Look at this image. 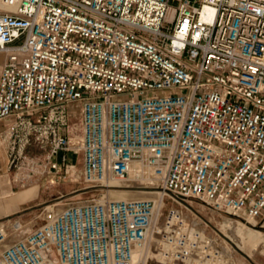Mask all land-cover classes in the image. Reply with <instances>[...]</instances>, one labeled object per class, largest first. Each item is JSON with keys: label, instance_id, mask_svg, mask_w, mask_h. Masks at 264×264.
Listing matches in <instances>:
<instances>
[{"label": "built area", "instance_id": "2783aa9c", "mask_svg": "<svg viewBox=\"0 0 264 264\" xmlns=\"http://www.w3.org/2000/svg\"><path fill=\"white\" fill-rule=\"evenodd\" d=\"M0 53L10 169L92 191L1 218L0 264H239L190 199L264 228V0H0Z\"/></svg>", "mask_w": 264, "mask_h": 264}, {"label": "rangeland", "instance_id": "374dc122", "mask_svg": "<svg viewBox=\"0 0 264 264\" xmlns=\"http://www.w3.org/2000/svg\"><path fill=\"white\" fill-rule=\"evenodd\" d=\"M5 56V55H4ZM79 108H77L74 112V115L71 117V129H72V136L76 139L80 136V115H79ZM40 157V156H39ZM71 169H77V172L73 177V181L64 180V181H57L56 184H51L50 182H45V180L42 181V184L38 183V179L33 177L32 180L26 182L23 185L22 178L26 177L28 170L26 168H22L18 171H16L15 168L12 169V179L16 180V183L18 184V187L20 188L18 192L14 193L11 186L7 190L8 194L11 195H22V205L21 209L16 211L13 214H9L7 216H15V215H21L22 218L29 219L33 216L38 215L40 212L39 208L40 206L47 205L50 203L53 199H55L58 195H60L61 192L68 195V197L73 198H86L91 196L92 191L83 190L82 183L76 182L81 179L79 177L80 169L76 167H71ZM126 182H123L121 185L122 187H116L114 189L117 190H126L131 193L130 194H136L134 192H138L143 190V187H152L154 186L150 181L148 180H141L136 178L135 175L128 176L127 179H125ZM42 186V187H40ZM113 189V190H114ZM116 195V196H115ZM128 196H118L117 194H114V197L117 198H131ZM134 197V196H133ZM144 198V197H143ZM190 202L195 205L196 209L199 211V216H202L203 218L209 220L216 226L220 231H223L224 233H230L231 229H227V226L230 228V225L232 228H235L238 226L237 222L228 221V223L224 224L225 215L219 214L217 212L213 213L212 210H210L202 201H197L194 199H190ZM6 217V216H4ZM3 218V217H1ZM1 220V219H0ZM35 220V219H34ZM33 220V221H34ZM228 220V219H227ZM40 221H38L37 224H39ZM36 224V225H37ZM228 224V225H227ZM222 225V226H221ZM249 226L243 225L242 229L244 231L246 230L249 234V237L246 241L245 248L243 250H240L237 246H235V243L226 238V240L232 245L231 249L234 253V257L237 259L239 264H264V228L260 225H255L254 223H248ZM235 226V227H234ZM248 229V230H247ZM230 230V231H228ZM222 234V232H220ZM223 233V235H224ZM150 264H158L155 261H152Z\"/></svg>", "mask_w": 264, "mask_h": 264}, {"label": "crops", "instance_id": "0c3cea01", "mask_svg": "<svg viewBox=\"0 0 264 264\" xmlns=\"http://www.w3.org/2000/svg\"><path fill=\"white\" fill-rule=\"evenodd\" d=\"M4 60V54L0 53V73L3 68ZM72 106L77 107L78 105L73 104ZM29 150L32 153L37 151L33 148H30ZM12 175V169H10L9 165V151H7V147L3 142L0 132V219L1 217L13 214L22 208V195L13 196L7 193V190L10 188L9 186H11L14 193L18 192L20 189L16 180L12 179ZM42 181L39 182V184H42Z\"/></svg>", "mask_w": 264, "mask_h": 264}, {"label": "bare ground", "instance_id": "6f19581e", "mask_svg": "<svg viewBox=\"0 0 264 264\" xmlns=\"http://www.w3.org/2000/svg\"><path fill=\"white\" fill-rule=\"evenodd\" d=\"M73 167L76 168V166H73ZM73 171H74V174H76L77 169H73ZM136 171H137V165L133 168V170L131 172V175L132 176L135 175ZM123 182H126V181L125 180H115L113 182V184H115V186L122 187L121 184ZM129 193H131V192H129ZM129 193L126 190L114 189V191H112V196L114 197V194H117L118 196H128V197H130V195H132L131 198H143V197H148V196H152V195H157V193H159V189H157L155 186L143 187V190L138 191V192L137 191L134 192L136 194L128 195ZM115 198H117V197H115ZM122 199H128V198H122ZM230 220L234 222L233 218H230ZM230 220L225 221L224 224L228 223V221H230ZM237 223H238V226L237 227L234 226L235 228H232L231 225H230V228H229L228 227L229 223L227 224L228 225L227 229H231V231L228 230V231H230V233H224L223 231L222 232L224 233V236L228 240H230V242L232 241L233 243H235V246H237L240 250H243L245 248V245L247 244L246 241H247V239L249 237V234H248V232L246 230L244 231V229H242V226L243 225H247V224L245 222L243 223V222H241L239 220L237 221ZM247 226H249V225H247Z\"/></svg>", "mask_w": 264, "mask_h": 264}]
</instances>
